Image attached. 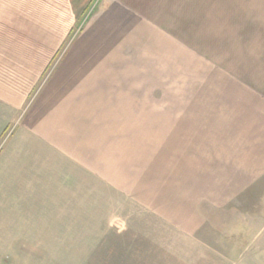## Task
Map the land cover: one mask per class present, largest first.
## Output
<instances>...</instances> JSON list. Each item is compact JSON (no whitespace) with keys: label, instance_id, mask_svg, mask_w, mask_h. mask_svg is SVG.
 Returning <instances> with one entry per match:
<instances>
[{"label":"crops","instance_id":"obj_1","mask_svg":"<svg viewBox=\"0 0 264 264\" xmlns=\"http://www.w3.org/2000/svg\"><path fill=\"white\" fill-rule=\"evenodd\" d=\"M22 1L0 2V132L19 120L2 168L18 218L77 234L78 219L139 213L192 236L204 204L264 218V0H99L86 20L94 0ZM197 45L214 57L202 88ZM159 74L189 81L165 91Z\"/></svg>","mask_w":264,"mask_h":264},{"label":"rangeland","instance_id":"obj_2","mask_svg":"<svg viewBox=\"0 0 264 264\" xmlns=\"http://www.w3.org/2000/svg\"><path fill=\"white\" fill-rule=\"evenodd\" d=\"M1 1L8 8L17 2ZM98 1L94 0L87 7L82 20L95 13ZM81 30L82 25H77L71 34L74 37ZM69 45L66 44L60 54ZM196 52L200 58L191 63L195 67L191 70L195 69L196 76L190 77L198 84L197 87H201L203 77L200 73L204 61L207 59L210 63L214 57L206 55L200 45H197ZM59 58L53 60L52 67L56 66ZM163 71L170 70L163 68ZM188 81L187 75L159 74V88L165 91L172 89V83L184 84ZM14 121L7 123L4 126L7 128L0 132V264H264V218L247 217L242 203H228L222 210L218 201L204 204L206 227L195 236L187 235L157 217L136 215L139 213L114 220L115 226L113 223L110 225L112 219H78V224H83L77 234H58V230H62L57 225L60 220H51V223H56L53 228L58 229L51 232L42 227V224L49 226L50 220L18 218L17 207L21 211L25 205L14 202L15 196L21 194H18L17 187L11 186L12 172L2 168V162L6 166L11 162V154L4 159L3 155L7 148H12L13 142L8 140L19 125V120ZM246 205L250 207V204ZM88 214L95 216L96 213ZM102 221L106 224L99 225ZM93 246L101 249L92 250Z\"/></svg>","mask_w":264,"mask_h":264}]
</instances>
